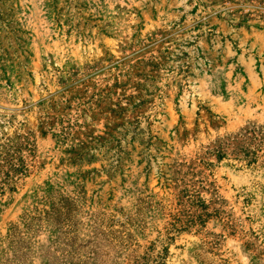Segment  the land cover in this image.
Returning <instances> with one entry per match:
<instances>
[{"label": "rangeland", "instance_id": "rangeland-1", "mask_svg": "<svg viewBox=\"0 0 264 264\" xmlns=\"http://www.w3.org/2000/svg\"><path fill=\"white\" fill-rule=\"evenodd\" d=\"M261 126L264 0H0V264H264Z\"/></svg>", "mask_w": 264, "mask_h": 264}, {"label": "trees", "instance_id": "trees-1", "mask_svg": "<svg viewBox=\"0 0 264 264\" xmlns=\"http://www.w3.org/2000/svg\"><path fill=\"white\" fill-rule=\"evenodd\" d=\"M18 138L22 140L21 143L12 138H3L4 143H0V194L5 191L14 192L17 183L29 174L27 156L30 155L31 145L27 138ZM216 143L208 153L215 154L217 161L230 157L247 166L255 165L264 159V126L247 128ZM205 209L201 207V210ZM203 217H207V214H196L186 224L203 222Z\"/></svg>", "mask_w": 264, "mask_h": 264}]
</instances>
